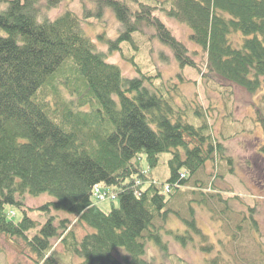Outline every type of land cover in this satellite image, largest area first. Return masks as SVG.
I'll return each mask as SVG.
<instances>
[{"label": "trees", "instance_id": "16d2710c", "mask_svg": "<svg viewBox=\"0 0 264 264\" xmlns=\"http://www.w3.org/2000/svg\"><path fill=\"white\" fill-rule=\"evenodd\" d=\"M153 1L80 0L79 14L66 8L50 16L66 0H0V234L23 238L34 264H56L54 239L78 259L72 264H157L146 257L147 245L164 247L160 223L179 196L193 195L189 218H181L186 230L172 232L182 244L192 240L191 232L201 241L206 237L196 226L191 200L215 218L230 211L212 179H201L209 162L223 163L229 172L232 165L206 109L159 72L140 70L121 44L135 46V33L151 28L179 66L195 69L204 85L255 95L264 89V0ZM108 10L117 34H97L108 44L102 51L84 25L103 22ZM155 10L189 28L190 42L205 56L203 69ZM112 52L137 74L125 76L108 61ZM260 120L264 129V112ZM259 151L264 158V138ZM165 152L171 155L169 175L159 181L141 167L140 155L153 169ZM96 184L117 195L118 205L108 212L93 201ZM41 194L51 200L38 209L70 218L49 216L40 223L29 216L27 196ZM4 205L20 209L21 220L9 219ZM253 213L248 206L241 219L255 230Z\"/></svg>", "mask_w": 264, "mask_h": 264}, {"label": "rangeland", "instance_id": "374dc122", "mask_svg": "<svg viewBox=\"0 0 264 264\" xmlns=\"http://www.w3.org/2000/svg\"><path fill=\"white\" fill-rule=\"evenodd\" d=\"M127 1L131 3V0ZM148 2L154 3L153 0ZM66 8L79 14L80 0H66L49 15L54 16ZM154 13L178 40L186 44L198 66L203 69L205 56L197 45L190 42L189 28L167 17L161 10H155ZM116 25V18L108 10L103 22L96 21L84 25V28L96 47L106 51L108 44L101 42L96 36L104 34L105 38L114 39L117 34ZM152 32L153 29L148 28L143 33H135L133 40L136 47L130 42L122 43L123 53L126 57H133L140 70L146 73L159 72L163 80L169 79L175 83L183 96L193 98L203 105L207 111V121L215 136L224 142L225 156L232 159V165H229L231 168L229 172L225 164L216 167L209 162L201 175L202 180L212 179L211 184L216 185L213 191L220 192L221 197L228 200L230 208L228 213L220 212L215 218L206 207L190 201L196 226L206 237H202L201 241L200 235L191 232L192 240L182 244L172 235V232L181 234L186 230L181 218H189L187 204L193 197L186 192L184 196H179L172 205L173 209L160 223L164 247L158 246L154 241L150 242L147 245L146 257L153 258L157 264H264V158L258 155L261 153L258 150L264 138L260 120L261 112H264V89L255 95H249L242 88H231L232 92L226 90L219 93L215 86L204 85L195 69L180 67L170 47L153 36ZM107 58L118 65L125 76L132 77L137 74L135 67L120 53H108ZM177 98L181 103V97ZM190 103L193 105V101ZM193 119L192 117L191 120ZM194 122L198 124L200 121L194 119ZM170 156V153H162L157 166L149 169L144 154H141L140 165L154 178L164 181L169 175L167 160ZM214 173L217 177H214ZM182 189L189 191L190 183ZM49 200L51 198L48 194L27 196L26 205L33 208L27 210L28 215L40 223L49 216H55L56 219L70 218L64 212H46L38 209ZM93 201H96L94 197ZM96 204L102 211L108 212L112 205H118V200L97 201ZM248 206L254 208L255 230L249 226L248 219L245 221L241 219L243 211L248 214ZM4 210L9 214L8 218L16 222L23 216V212L13 205H4ZM55 218L54 220L58 222ZM77 232L82 234L85 230L78 228ZM208 245H211L209 250L204 248ZM0 246V264L35 263L33 257L36 256H33L23 238L0 234ZM53 246L56 264H72L78 261L65 252L57 239L53 240Z\"/></svg>", "mask_w": 264, "mask_h": 264}, {"label": "built area", "instance_id": "2783aa9c", "mask_svg": "<svg viewBox=\"0 0 264 264\" xmlns=\"http://www.w3.org/2000/svg\"><path fill=\"white\" fill-rule=\"evenodd\" d=\"M93 196L94 198L99 202V201H104V200H113L116 198V193L111 191L107 187H103L100 184H96L93 187Z\"/></svg>", "mask_w": 264, "mask_h": 264}]
</instances>
